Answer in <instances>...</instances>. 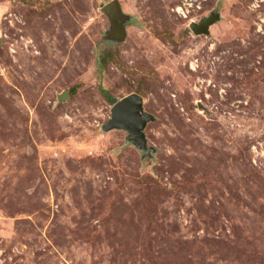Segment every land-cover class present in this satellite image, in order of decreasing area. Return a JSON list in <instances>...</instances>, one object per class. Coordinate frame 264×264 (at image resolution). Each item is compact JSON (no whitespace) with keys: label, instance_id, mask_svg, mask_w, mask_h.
<instances>
[{"label":"rangeland","instance_id":"obj_1","mask_svg":"<svg viewBox=\"0 0 264 264\" xmlns=\"http://www.w3.org/2000/svg\"><path fill=\"white\" fill-rule=\"evenodd\" d=\"M109 1L0 0V264H264V0Z\"/></svg>","mask_w":264,"mask_h":264},{"label":"water","instance_id":"obj_2","mask_svg":"<svg viewBox=\"0 0 264 264\" xmlns=\"http://www.w3.org/2000/svg\"><path fill=\"white\" fill-rule=\"evenodd\" d=\"M106 13L114 33L117 37H123L124 31L119 27L121 20L120 6L117 0H110L101 7ZM216 17H203L200 21H192L189 26L195 34H208L209 26L214 23ZM67 92L61 93L58 98L63 100ZM152 115L143 110L142 96L136 92H131L120 99L116 100L110 108V116L102 128L110 130L114 128L125 129L128 132V138L140 144L145 153L149 151L146 147V138L144 128L148 121L152 120Z\"/></svg>","mask_w":264,"mask_h":264},{"label":"trees","instance_id":"obj_3","mask_svg":"<svg viewBox=\"0 0 264 264\" xmlns=\"http://www.w3.org/2000/svg\"><path fill=\"white\" fill-rule=\"evenodd\" d=\"M104 93L107 95V92L106 91H104Z\"/></svg>","mask_w":264,"mask_h":264},{"label":"built area","instance_id":"obj_4","mask_svg":"<svg viewBox=\"0 0 264 264\" xmlns=\"http://www.w3.org/2000/svg\"><path fill=\"white\" fill-rule=\"evenodd\" d=\"M180 9H182V7H180Z\"/></svg>","mask_w":264,"mask_h":264}]
</instances>
